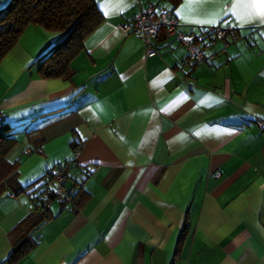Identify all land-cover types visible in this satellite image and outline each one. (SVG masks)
<instances>
[{
    "label": "crops",
    "instance_id": "obj_1",
    "mask_svg": "<svg viewBox=\"0 0 264 264\" xmlns=\"http://www.w3.org/2000/svg\"><path fill=\"white\" fill-rule=\"evenodd\" d=\"M93 1L102 21L66 77L39 75L64 32L38 25L0 61L15 140L0 156V264L26 230L34 243L14 264H264V6ZM140 7L171 10L213 57L190 62L164 31L145 56L120 29ZM214 26L231 31L209 46ZM59 167L70 200L37 224L47 193L29 191Z\"/></svg>",
    "mask_w": 264,
    "mask_h": 264
},
{
    "label": "trees",
    "instance_id": "obj_2",
    "mask_svg": "<svg viewBox=\"0 0 264 264\" xmlns=\"http://www.w3.org/2000/svg\"><path fill=\"white\" fill-rule=\"evenodd\" d=\"M100 21L102 15L93 0H7L0 8V61L17 42L26 26L38 25L48 31L64 32L62 39L45 52L38 69L39 75L42 78L66 77L69 61L81 50L84 38ZM14 142L9 128L0 123V156H4ZM49 180L46 176L43 181L33 184L35 186L29 193L42 189ZM42 191L45 190H40L38 194ZM52 197L51 193H47L46 198H40L37 202L36 209L40 212L37 224L52 217L49 208L43 205L45 199ZM29 231L26 230L18 244L14 245L6 259L7 264L16 263L32 247L34 241ZM183 235L182 232L180 239Z\"/></svg>",
    "mask_w": 264,
    "mask_h": 264
},
{
    "label": "built area",
    "instance_id": "obj_3",
    "mask_svg": "<svg viewBox=\"0 0 264 264\" xmlns=\"http://www.w3.org/2000/svg\"><path fill=\"white\" fill-rule=\"evenodd\" d=\"M120 29L124 35L135 34L140 37L143 43L144 54L151 57L157 54L153 46V41L159 33L165 32L175 43L185 47L187 51V59L194 64H203L212 58V54L205 55L202 52V46L192 36L185 34L180 29V24L171 10L167 8L158 9L156 13L151 7H140L134 20L131 23L120 25ZM231 28H223L214 26L212 28V38L208 40V45L211 46L215 40L223 39ZM0 110V120H1ZM254 124L264 130V120L255 118ZM49 182L43 187L46 193H51V199H45L43 205L49 208L51 203L64 204L70 200V195L65 190L62 182L67 178L65 167H59L55 171H48ZM52 184L54 186H52Z\"/></svg>",
    "mask_w": 264,
    "mask_h": 264
},
{
    "label": "snow or ice",
    "instance_id": "obj_4",
    "mask_svg": "<svg viewBox=\"0 0 264 264\" xmlns=\"http://www.w3.org/2000/svg\"><path fill=\"white\" fill-rule=\"evenodd\" d=\"M98 3H103V0H98ZM243 4L247 8L255 9V12L257 14H261V6H264V0H236V3L233 5L234 7H237L238 5ZM108 13L105 12V15ZM250 18H255L254 16H251Z\"/></svg>",
    "mask_w": 264,
    "mask_h": 264
}]
</instances>
